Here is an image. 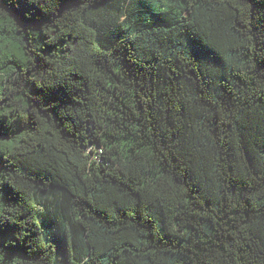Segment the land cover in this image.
<instances>
[{
	"label": "trees",
	"instance_id": "16d2710c",
	"mask_svg": "<svg viewBox=\"0 0 264 264\" xmlns=\"http://www.w3.org/2000/svg\"><path fill=\"white\" fill-rule=\"evenodd\" d=\"M0 264H264V0H0Z\"/></svg>",
	"mask_w": 264,
	"mask_h": 264
}]
</instances>
